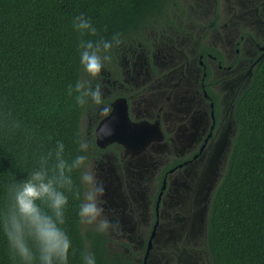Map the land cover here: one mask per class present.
Wrapping results in <instances>:
<instances>
[{
	"label": "trees",
	"instance_id": "obj_1",
	"mask_svg": "<svg viewBox=\"0 0 264 264\" xmlns=\"http://www.w3.org/2000/svg\"><path fill=\"white\" fill-rule=\"evenodd\" d=\"M175 5L176 0H0V217L8 186L26 179L57 142L65 145L67 159L81 154L86 111L68 94L81 75L74 18L84 15L97 28L91 39L119 33L122 44L144 43L145 29L171 22ZM203 50L219 55L214 48ZM234 115L237 132L211 201L207 247L212 264H264V56L238 96ZM73 180L83 194L78 173ZM68 196L63 228L72 243L69 264H84V252L96 264H136L110 254L103 233L82 232V201ZM0 264H19L10 258L2 226Z\"/></svg>",
	"mask_w": 264,
	"mask_h": 264
},
{
	"label": "flooded vegetation",
	"instance_id": "obj_2",
	"mask_svg": "<svg viewBox=\"0 0 264 264\" xmlns=\"http://www.w3.org/2000/svg\"><path fill=\"white\" fill-rule=\"evenodd\" d=\"M171 12V22L161 25L173 26ZM217 18L216 9L214 20ZM200 38L205 41L207 34L199 37L198 44ZM247 39L254 45V54L245 63L242 54ZM138 43L150 50L148 41ZM263 45L264 40L251 33H240L234 57L227 60L230 53L225 48L201 42L196 52L201 76L193 89L180 82L169 94L121 90L105 98L113 110L110 133L105 132L103 138L95 135L100 123L95 107L86 111L84 115L92 116L91 130L83 136L90 142L86 154L104 184V215L119 225L109 234L103 233L107 248L114 247L112 255L134 262L131 241L141 239L140 264H212L206 242L209 209L231 150L227 144L235 103L247 87L242 89L244 83L251 80ZM203 47L214 48L219 55ZM118 60L117 53L115 64L111 61L105 69L119 80ZM210 65L225 73L239 72L236 89L229 93L221 87L228 78L210 81ZM150 177L154 182L148 193ZM144 223L147 228L142 238Z\"/></svg>",
	"mask_w": 264,
	"mask_h": 264
},
{
	"label": "clouds",
	"instance_id": "obj_3",
	"mask_svg": "<svg viewBox=\"0 0 264 264\" xmlns=\"http://www.w3.org/2000/svg\"><path fill=\"white\" fill-rule=\"evenodd\" d=\"M73 29L80 37L81 75L74 85H69L68 94H74L77 105L85 111L90 105L95 107L100 118L95 135L100 139L105 132L110 133L113 110L105 102L102 72L123 40L119 33L113 34L111 39L89 38L97 37L98 30L84 15L74 18ZM78 144L81 154L67 159L65 145L57 142L55 150L42 155L39 167L26 179L8 186V202L0 217V226L13 261L18 260L19 264H69L72 243L63 228L68 194L74 200L82 201L77 213L82 232L91 228L109 234L119 226L104 215V184L97 178L95 167L86 154L90 142L81 138ZM74 173L79 174L83 194L74 186ZM82 259L84 264H96L90 252H84Z\"/></svg>",
	"mask_w": 264,
	"mask_h": 264
},
{
	"label": "rangeland",
	"instance_id": "obj_4",
	"mask_svg": "<svg viewBox=\"0 0 264 264\" xmlns=\"http://www.w3.org/2000/svg\"><path fill=\"white\" fill-rule=\"evenodd\" d=\"M216 9L218 18L214 20ZM171 17L173 26L152 24L144 31L150 50L146 45L138 43L140 41L137 39L119 47L117 52L119 80L114 78L107 68L102 72L105 98L114 96L121 90L144 92L162 90L169 94L180 82L187 83L193 89L201 76L196 63L198 58L196 52L201 42L219 50L224 51L225 48L230 53L227 60H231L240 33H251L257 40H264V0H176ZM205 34L207 39L203 41L200 38L198 44L199 37ZM243 45L242 57L247 63L254 54V45L250 39L245 40ZM148 56H151L150 60ZM209 69L210 81L228 78L225 80L227 82L223 80L221 87L229 93L236 89L241 77L239 72L218 71L216 65H210ZM246 86L247 83H244L242 89ZM231 121L233 128L227 144L228 150L237 132L236 119L232 117ZM91 123L92 116L84 115L81 122L84 137L91 130ZM151 180L147 181L146 185L148 193L153 189L154 181L152 178ZM146 205L149 206V200H146ZM146 228L147 223H144L142 238ZM131 244L134 262L140 264L141 239H133ZM113 248L112 246L109 249L110 254Z\"/></svg>",
	"mask_w": 264,
	"mask_h": 264
},
{
	"label": "water",
	"instance_id": "obj_5",
	"mask_svg": "<svg viewBox=\"0 0 264 264\" xmlns=\"http://www.w3.org/2000/svg\"><path fill=\"white\" fill-rule=\"evenodd\" d=\"M261 49H262V51H263V53H262V55L256 60V63L257 62H259L260 61V59L264 56V45L261 47ZM124 119H125V121L128 123L129 122V119H128V116H127V114L124 112ZM116 121V120H115ZM146 137H147V135L146 134H144L143 135V140H145L146 139ZM117 138H119V137H117Z\"/></svg>",
	"mask_w": 264,
	"mask_h": 264
}]
</instances>
